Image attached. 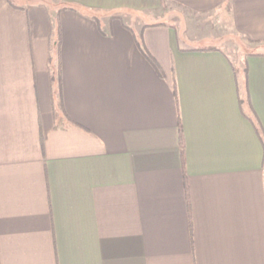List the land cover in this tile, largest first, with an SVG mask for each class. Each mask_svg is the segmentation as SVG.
Wrapping results in <instances>:
<instances>
[{"label": "crops", "instance_id": "0c3cea01", "mask_svg": "<svg viewBox=\"0 0 264 264\" xmlns=\"http://www.w3.org/2000/svg\"><path fill=\"white\" fill-rule=\"evenodd\" d=\"M48 5L0 0V264H264V0Z\"/></svg>", "mask_w": 264, "mask_h": 264}, {"label": "rangeland", "instance_id": "374dc122", "mask_svg": "<svg viewBox=\"0 0 264 264\" xmlns=\"http://www.w3.org/2000/svg\"><path fill=\"white\" fill-rule=\"evenodd\" d=\"M47 8H49L48 2L52 0H45ZM168 14V16H164V18L157 17L156 19L161 21L162 23L169 24L173 20H181L180 24L178 23L176 27H180L182 34H186L188 38H191L196 35H203L205 40L210 44L215 45L216 47L223 49L226 53L232 58L236 59V63H234L235 68L242 72L244 70V64L242 63V58L248 53L247 46L240 41H236V39L228 40L226 27L224 25V19H218V15L211 16H202V17H189L187 14L184 16H176ZM149 19V18H148ZM154 20V19H149ZM185 21V22H184ZM200 23V26H199Z\"/></svg>", "mask_w": 264, "mask_h": 264}, {"label": "trees", "instance_id": "16d2710c", "mask_svg": "<svg viewBox=\"0 0 264 264\" xmlns=\"http://www.w3.org/2000/svg\"><path fill=\"white\" fill-rule=\"evenodd\" d=\"M68 10H72V11H75L74 8L72 7H68L66 8ZM141 52L143 53V55L145 56V58L147 59V61L151 64V66L154 68V69H157V65L156 63L152 60V58L148 55V53L144 50L141 49ZM256 128V127H255ZM262 140V138H261Z\"/></svg>", "mask_w": 264, "mask_h": 264}]
</instances>
